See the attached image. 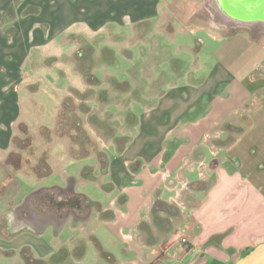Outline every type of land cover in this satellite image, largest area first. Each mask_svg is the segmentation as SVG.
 I'll return each mask as SVG.
<instances>
[{
	"label": "crops",
	"instance_id": "0c3cea01",
	"mask_svg": "<svg viewBox=\"0 0 264 264\" xmlns=\"http://www.w3.org/2000/svg\"><path fill=\"white\" fill-rule=\"evenodd\" d=\"M204 1L215 10L214 20L207 29L212 39L219 42V49L212 65L207 68L206 78L201 80L200 76L196 80L191 72H186L191 80H178L186 83L185 88L199 86L200 93L193 96L180 91L179 95L175 91L184 106L175 114L174 123L162 140L157 156L158 169L153 161L141 156L123 162L128 169L139 162L138 174L147 165V168L153 167V174L161 173L165 189H154L152 208L141 205L137 220L131 221H128L129 212L126 210L129 198L122 195L123 202L119 208L123 213L121 222L114 213L113 218L105 222L114 224L116 232L113 238L117 241L120 257L125 258L122 264H264V41L251 36L264 34V21L257 19L249 7L242 13L227 14L220 5L221 0H216L215 4L213 0ZM38 2L41 9L35 0H27L23 5L20 0H7L8 5L0 18V158L11 149L14 128L22 116L25 101L44 103L37 99L43 94L38 84L40 80L31 78L24 66L30 71L37 70L39 65L48 64L50 60H37L32 48L26 51L22 46V61L12 62L13 54L8 45L19 32L24 30L27 34L29 31L32 44L36 38L45 42L48 37L43 36L38 27L45 35H61L64 43L76 42L74 52L62 56L66 60L80 49L81 40L93 45L110 36L122 37L123 31L130 36L133 29L144 24L154 28L163 6L160 0ZM30 18L41 20L42 24H35L36 20L28 22ZM77 74L83 81V75ZM212 77L215 81L213 91L207 87ZM75 90L81 91L66 84L58 100L61 98L62 103L69 91ZM169 92L159 97L155 107L160 108L169 102L162 103ZM249 103L251 107L244 110L243 107ZM55 105L51 118L55 114ZM243 122L248 124L243 126ZM225 124L244 129L230 144H226L229 132L222 128ZM217 126L222 128L217 136L209 137L212 128L217 129ZM131 144L132 141L123 152L113 155L107 174L110 166L112 168L114 161L128 152ZM140 144L143 146L145 143L140 141ZM174 160L179 163L173 167ZM202 164L207 167L203 175L200 173ZM195 165L199 166L200 178L188 182L185 172L193 170ZM127 176L124 173L120 177L122 191L133 186L124 183ZM180 176L189 184L200 183L198 188L187 192H193L194 196H187L183 204L180 197L185 189L179 182ZM115 186L112 182L109 184V188ZM55 187H43L33 192L36 194L43 189H52L53 192ZM100 207L101 211H113ZM174 217L180 220L174 223ZM89 221L90 217L81 222L88 223L90 227ZM8 227L18 234L23 231L20 226ZM46 228L26 230L40 235ZM90 237L106 252L98 238L92 233ZM180 238L187 242L181 244ZM121 258L112 254L113 262L109 264H118ZM21 260L25 264L22 256Z\"/></svg>",
	"mask_w": 264,
	"mask_h": 264
},
{
	"label": "rangeland",
	"instance_id": "374dc122",
	"mask_svg": "<svg viewBox=\"0 0 264 264\" xmlns=\"http://www.w3.org/2000/svg\"><path fill=\"white\" fill-rule=\"evenodd\" d=\"M20 1L23 5L27 0ZM160 2L163 6L158 19L154 22V28L149 24H144L141 28L133 29L130 36L127 31H123L122 37L110 36L101 39L103 41L98 44H96L97 42L93 43V45L80 41V48L87 45L92 47L93 69L91 73L99 80L96 86L89 85L84 77L82 81V77L77 74L81 72L75 55L68 58L72 60L73 68L71 61L62 59L63 55H70L74 52L77 43H64L61 35H48L49 33L45 35L38 27L37 29L41 31L42 35L48 37L45 42L36 38L35 43L32 44L29 42V31L26 34L22 30L8 45L13 54L12 62L22 61L24 56L23 50H20L22 46H25L26 51L32 48L35 59L50 61L47 62L48 64L39 65L37 70L30 71L29 67L25 68L24 66L31 78L37 77L40 80L38 84L43 90V94L37 99L44 103L25 101V110L23 109L22 116L14 128L13 138L19 136L22 141L25 133L31 137L28 149L20 151L18 147L11 145L8 152L17 153L23 161H26L22 164L23 169L14 170L13 166L9 164L8 153L0 158V254H2L0 255V264H23L20 253L31 258L28 264H52L50 261L52 262L51 257L54 254L63 247L72 251L78 243V239L87 242L84 257L74 260L69 254L66 260L58 264L111 263L98 255L94 243L90 241L91 233L98 238L105 251L109 253L108 257L111 258L113 254L121 258L118 253L117 241L113 238L116 232L114 224L105 223L109 219L101 220L97 209H93L91 213L90 227L88 223L74 222L73 217H70L60 231H55L52 226H48L40 235L26 229L19 231V234L11 232L7 225L9 213L22 205L26 197L37 189L54 186L65 187L70 179H73L75 193L84 195L94 203H99V207L101 205L112 209L120 222V217L123 216L119 210L123 202L120 198L122 195L129 198L126 210L129 212L128 221H131L137 220L141 205L152 208L154 201L151 200L154 197V189L158 187L165 189L161 173L153 174L155 170L153 167L147 168L149 166L147 165L138 174L126 168L123 162L131 160L134 156H141L153 161L155 168L158 169L156 166L158 165L157 156L162 147V140L173 125L175 114L180 112L184 106L178 97L180 91L189 92L193 96L200 93L199 86L190 85L185 88L186 83L178 80L186 78L191 80L189 78L191 76L196 80L206 78L208 76L207 68L214 61L219 49V42L213 40L208 33L215 13L210 3L204 0H160ZM35 3L40 9L42 8L38 0H35ZM7 5V0H0V18L2 10ZM235 9L239 11L240 6L236 5ZM34 20L36 19L30 18L28 22ZM35 24L41 25L42 21L36 20ZM251 36L264 41V34ZM14 49L15 51H13ZM102 49L112 51V58H114L112 63L103 62L101 59ZM199 69L200 71L196 72ZM186 72H191V76ZM214 82L212 77L207 83L210 90H212ZM66 84L81 90L69 91L65 97L73 100L75 116L80 119L81 126L89 138L95 143L97 149L106 155L108 160H112L117 148L121 145L126 147L132 141L128 152L118 161H114L108 174L106 173L107 169L102 170L93 153L86 159H70L68 150L76 146L71 140L74 133L68 134L70 139L67 137V133H65L67 136H63V132L58 135V132L64 131L58 124L61 122V119H58L61 98L59 100L58 98L62 96V88ZM177 87L180 90H175ZM173 88L175 89L172 90ZM175 91H178V96ZM168 92L169 96L162 100V103L166 100L169 102L161 105L160 108L155 107L159 97ZM53 105H55V114L51 118ZM246 123L243 122L242 125L245 126ZM19 127H22L23 130L20 131ZM57 127H60L59 131H56ZM43 129L50 132L48 143L44 141L45 135L43 136L41 132ZM221 129L219 126L217 129L212 128L209 137H216ZM140 141L145 144L141 146ZM41 155L46 159L47 165L52 171L50 176L42 180L28 172L29 166L35 165ZM207 156H209L208 152ZM178 163L174 160L172 166L174 167ZM85 168L92 172L91 180L83 179L82 171ZM206 168L202 164L200 173L202 174ZM124 173L128 175L124 183L133 184V186L122 191L119 184L120 177ZM185 175L188 182L198 180L200 178L199 166L195 165V168L186 171ZM111 182L116 185L115 188L110 187L109 191L104 190V187L109 188ZM179 182L185 189L180 197V202L183 204L187 196H194L193 192L192 194H187V192L195 187L198 188L200 183L189 184L182 176H180ZM168 185L169 179L166 182L167 187ZM177 220L180 218L176 217L174 223H177ZM14 234L16 236L13 237ZM77 245H79L78 252H80L83 246L81 243ZM123 258L118 264L124 262ZM55 260L58 259L55 258Z\"/></svg>",
	"mask_w": 264,
	"mask_h": 264
},
{
	"label": "trees",
	"instance_id": "16d2710c",
	"mask_svg": "<svg viewBox=\"0 0 264 264\" xmlns=\"http://www.w3.org/2000/svg\"><path fill=\"white\" fill-rule=\"evenodd\" d=\"M91 48L92 47L88 46V45L86 47L80 48L75 53V59L79 63L80 72L83 75V77L85 78L86 82L89 85L96 86V85H98L99 80L91 73V71L93 69V58L91 57ZM101 59L103 60V62L112 63L114 60V58H112V51L109 49H102L101 50ZM249 107H251L250 103L246 104L245 107H243V109L247 110ZM60 109L61 110H60V113L58 115V119L59 120L61 119V122H59L58 124L66 132L60 131V132H58V135H61L62 132H63V134H62L63 136H67L70 132L74 133L71 140L76 145L75 146L76 148L71 147L68 150L69 158L72 160L86 159L93 153L96 156L98 162L100 163L102 170L105 171L108 167L109 160L103 152H101L97 149L95 143H93V141L87 135L86 131L81 126L80 119L78 117H76L74 114L73 100L70 98H65L61 103ZM60 127H57L56 131ZM19 128H20V131L23 130L22 127H19ZM222 128L229 132V135H227V137H226V144H230L235 139L236 135H239L244 131L243 128H233V127L227 126L226 124L223 125ZM41 132L43 133V136L45 135L44 141L46 143H48L49 139H50L49 138L50 132L47 129H43ZM65 133H67V135H65ZM18 137L19 136H14L13 141H12L13 147H18V150H20V151H22L24 149H28L29 145H30L29 141L31 140L30 135H28V133H25L23 135L24 138L22 141H20L21 139H20V137L19 138ZM67 137L70 139L69 135ZM17 140H19V141H17ZM18 142H19V144H18ZM124 149H125V145H121L116 150L117 154L123 152ZM7 157H8L9 164H11L13 166L14 170L19 171V170L23 169L22 164H23V162L26 163V161H23L22 158L19 156V154L10 152V153H8ZM138 168H139V162H135L131 166V170L133 172H137ZM89 171H90V169H87V168H85L82 171L83 179L91 180L93 178L92 172H89ZM28 172L31 174H34L35 177L37 179H40V180L50 176L52 173V171L49 169V166L47 165L46 159L42 155L38 158L35 165L29 166ZM109 189L110 188H108V187L107 188L104 187V190H106V191H109ZM48 191L50 193V192H52V189L51 190L50 189H43V190L38 191L36 194H38V193L45 194V193H48ZM93 204L95 205L96 209L99 211V216L102 220H107V219L113 218V212L112 211L103 212V211H101V208L99 207V205L97 203H93ZM90 240L94 243L95 248H96V252L98 253V255L112 263L113 261L111 260L110 257H108V254L103 251L101 245L92 237ZM77 241H78V243H81L83 246L82 250H80V252H78L79 251V245H77L78 243H76V245L74 246L72 251L63 247L56 254H54L51 257L52 262L50 261V263L58 264L61 261L66 260L68 258L69 254L72 256V258L74 260L82 259L85 255V252H86L85 247H86L87 242L80 240V239H78ZM21 256H22V258H24V261L26 262V264H28L30 262L31 258L29 259V257H27V255H24V253H22ZM55 258L58 260H55ZM40 262H37V263H40Z\"/></svg>",
	"mask_w": 264,
	"mask_h": 264
},
{
	"label": "flooded vegetation",
	"instance_id": "af4514ba",
	"mask_svg": "<svg viewBox=\"0 0 264 264\" xmlns=\"http://www.w3.org/2000/svg\"><path fill=\"white\" fill-rule=\"evenodd\" d=\"M53 189L55 190L48 194H35L32 199V210L21 207L12 213L8 217V226H20L21 229L32 230L52 226L58 231V219L66 218L67 222L70 217H73L74 222L83 221L86 217L91 216L93 209H96L94 202L82 194L75 193L74 187L72 188L68 184L65 187Z\"/></svg>",
	"mask_w": 264,
	"mask_h": 264
},
{
	"label": "water",
	"instance_id": "95a60500",
	"mask_svg": "<svg viewBox=\"0 0 264 264\" xmlns=\"http://www.w3.org/2000/svg\"><path fill=\"white\" fill-rule=\"evenodd\" d=\"M213 3H216V0H213ZM221 7L223 11L227 14H231L232 12L242 13L246 10L244 8H251L253 11V14L256 15L257 19L264 21V0H221ZM240 6L239 11L235 9V6ZM241 10V11H240ZM244 10V11H242ZM68 186H71L73 188L74 186V180L72 179ZM35 195V192L30 193L25 201L23 207H27L29 210H32V199ZM88 219L86 217L83 220ZM66 222V218H60L57 220V230H60L64 223Z\"/></svg>",
	"mask_w": 264,
	"mask_h": 264
},
{
	"label": "built area",
	"instance_id": "2783aa9c",
	"mask_svg": "<svg viewBox=\"0 0 264 264\" xmlns=\"http://www.w3.org/2000/svg\"><path fill=\"white\" fill-rule=\"evenodd\" d=\"M187 242V240L186 239H181V243H183V244H185Z\"/></svg>",
	"mask_w": 264,
	"mask_h": 264
}]
</instances>
